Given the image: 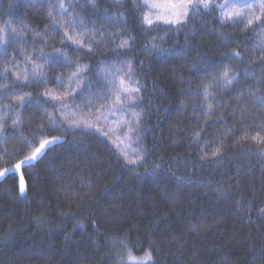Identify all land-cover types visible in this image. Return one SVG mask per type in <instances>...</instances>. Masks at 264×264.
<instances>
[{
	"label": "trees",
	"instance_id": "obj_1",
	"mask_svg": "<svg viewBox=\"0 0 264 264\" xmlns=\"http://www.w3.org/2000/svg\"><path fill=\"white\" fill-rule=\"evenodd\" d=\"M54 2L0 0V26L11 23L18 31L8 53L21 70L31 69L25 58L37 56L39 48L63 47L49 27ZM64 2L79 5L74 14L106 32L91 52L84 48L79 58L69 56L89 66V78L96 79L102 63L119 66L117 55L132 62L143 86L135 109L142 110L141 123L133 133L143 149V166L123 163L120 151L134 155L136 144L107 112L99 120L100 131L66 123L65 131L50 123L46 113L64 117L41 103L45 89L38 81L30 79L22 89L32 97L24 108L9 112L7 105L15 99L0 98V122L6 121L0 132V170L22 158L28 147L23 139L41 130L61 138L33 167L22 170L23 196L20 174L0 180V264H135L129 252L141 258L149 251L147 264H264V144L251 139L258 131L264 135V108L249 95L250 90L264 93L259 87L264 29L221 25L217 12L197 15L180 31L181 26L163 23L149 31L135 7L141 0H95V9L86 0ZM121 12L126 27H114L111 18ZM115 33L132 37L131 48L112 50L108 36ZM233 51H240L242 59H233ZM5 59L0 57V70ZM224 66L237 74L231 85L218 77L213 81ZM44 71L49 77L69 74L68 68L45 66ZM209 82L212 95L205 100ZM48 86L63 95L54 82ZM209 102L213 107L206 115ZM76 103L83 113L79 118L93 122L92 111ZM16 113L21 114L19 125L12 124Z\"/></svg>",
	"mask_w": 264,
	"mask_h": 264
},
{
	"label": "snow or ice",
	"instance_id": "obj_2",
	"mask_svg": "<svg viewBox=\"0 0 264 264\" xmlns=\"http://www.w3.org/2000/svg\"><path fill=\"white\" fill-rule=\"evenodd\" d=\"M86 2L93 9L97 7L95 0H86ZM77 7L80 6L65 3L64 0H56V2L50 4L48 10L49 27L60 36L63 47H53L51 52H46L43 47L39 48L37 56L25 58L27 62L32 63L31 69L25 67L21 70L15 58L9 57L8 43L10 40H16L17 29L13 28L11 23L0 26V57L6 58L2 70H0V89H5V91L0 92V98L15 99V104L10 103L7 105L9 112L15 108H24L31 103L32 97L30 93L24 92L22 89L27 87L30 79L38 81L45 89L42 93L44 99L41 103L50 105L64 117V120L61 121L56 119L53 113H46L50 123L65 131L67 130L64 127L65 123L68 128L96 127L97 131H100L99 120L107 112L108 116L116 117L115 120L111 121L112 123L123 124L127 129L126 132L122 131V135L130 143L134 142L136 144V148L133 150L134 155H129L125 150L120 151L123 163L125 165L136 166L139 164L143 166V149L139 146L138 135H133V133H137L141 123L142 110L137 112L135 109L138 107L143 86L136 79L132 62L124 59L122 55L116 57L120 61L119 66L107 62L102 63L95 71V80L89 78L90 69L88 65L70 61V55L79 58L81 49L87 48V51L91 52L97 44V40L106 34L104 28L97 27L94 24L89 27V21H86L83 15L74 14ZM135 7L141 13V26L149 31L154 30L153 26L160 23L168 25L170 28L181 26L176 28L177 31H180L190 19L195 18L197 15L201 13L208 15L217 12L219 13V23L221 25L243 24L245 28H249L256 24L264 29V0H223V2H218V0H141ZM111 19L114 21V27H126V24L122 25L120 23L124 19L122 12ZM57 20H59V23H57ZM27 28L28 26L25 25L20 31ZM35 35L39 36L40 33H35ZM47 35V32H45L44 37L46 38ZM88 35L93 38L85 39V36ZM108 39L111 42L112 50L118 53L121 50L131 48L133 43L132 37H126L120 33L112 34L108 36ZM35 43H40V41L37 40ZM261 43L264 44V41ZM229 55L236 60L242 59L240 51H233ZM36 61H39V63H36ZM9 65H11V68H9ZM45 66L49 70L68 68L69 74L65 76L61 72L60 75L54 74L49 77L44 71ZM21 71H23L22 75ZM248 74L253 77L256 76L254 71H250ZM217 77L224 84L231 85L236 80L237 74L230 67L224 66L222 71L213 75V81ZM65 80L69 81L67 85H65ZM53 82L63 92V95L58 94L48 86ZM211 87L212 82H209L208 86L203 89L205 100H209L212 95L209 90ZM259 87H264V79L259 81ZM249 95L256 100L261 108H264V93L250 90ZM68 96H72L73 99H67ZM76 101H80L86 109L92 111L95 118L93 122L90 123L86 119L79 118L83 116V113L79 111L80 105ZM93 101H98L99 107H94ZM212 107V102H209L205 111L206 115H211ZM20 115V113H16L17 119L12 121L13 125H19ZM123 117H128V119L123 120ZM105 119L107 118L105 117ZM4 123L6 121L0 122V132H3ZM104 135H108L107 131L104 132ZM195 135L199 136V133ZM247 135L248 133L245 132V138ZM35 137H39L38 143ZM35 137L33 139H23V143L28 147L21 151L20 156L22 158L18 159L12 167H4L0 170V180L8 175L20 174L18 189L22 196L26 191L22 170L33 167L36 162L46 155L49 146L61 142L59 136L49 137L42 130L35 133ZM251 139L258 144H264V135H261L259 131ZM116 146L119 148V144ZM212 155L215 157L218 155V151L213 152ZM203 156L202 153L201 158ZM261 211L264 213V209ZM128 257L135 264H147V261L152 260L150 251L144 254L142 260L133 257L131 252L128 253Z\"/></svg>",
	"mask_w": 264,
	"mask_h": 264
},
{
	"label": "rangeland",
	"instance_id": "obj_3",
	"mask_svg": "<svg viewBox=\"0 0 264 264\" xmlns=\"http://www.w3.org/2000/svg\"><path fill=\"white\" fill-rule=\"evenodd\" d=\"M129 258V257H128ZM144 257H141V258H137V259H140V260H142ZM134 262V261H133ZM135 263V262H134ZM148 263V262H147Z\"/></svg>",
	"mask_w": 264,
	"mask_h": 264
}]
</instances>
